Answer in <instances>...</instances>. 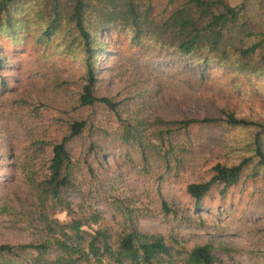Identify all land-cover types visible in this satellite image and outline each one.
Wrapping results in <instances>:
<instances>
[{"label":"rangeland","instance_id":"374dc122","mask_svg":"<svg viewBox=\"0 0 264 264\" xmlns=\"http://www.w3.org/2000/svg\"><path fill=\"white\" fill-rule=\"evenodd\" d=\"M151 3L157 15L173 7L167 0ZM101 39L107 47L96 61L93 93L117 102L116 111L79 104L87 83L79 58L31 34L0 38V244L47 242L44 258L52 259L66 239L60 226L70 233L65 224L79 220L85 236L107 233L113 250L131 229L162 236L169 252L155 264H185L203 244L212 245L216 264H264V171H244L224 193L213 186L197 209L185 191L188 183L209 179L215 163L236 161L251 132L220 121L186 128L158 123L221 118L224 109L264 121V75H238L218 63L202 73V63L173 50L133 46L112 31ZM74 121L84 126L66 142L69 215L42 193L41 183L52 145ZM36 256L15 249L0 255V264H35ZM81 264L133 263L102 255Z\"/></svg>","mask_w":264,"mask_h":264},{"label":"trees","instance_id":"16d2710c","mask_svg":"<svg viewBox=\"0 0 264 264\" xmlns=\"http://www.w3.org/2000/svg\"><path fill=\"white\" fill-rule=\"evenodd\" d=\"M167 5L173 7L168 11L165 8L166 14L157 15L151 0H0V38L14 41L21 35L31 34L37 43L54 45L66 55L79 58L84 63L87 80L79 94V104L98 103L111 111H116L119 104L106 96H96L92 88L96 61L107 47L101 36L107 31L128 38L133 46L173 50L188 60L202 63V73L212 68L211 63H218L238 75H264V0H167ZM3 64L0 56V68ZM222 115L213 119L158 120V123L182 128L220 121L229 128L251 132L236 161L217 162L211 167L209 179L186 185L185 191L193 199L195 209L213 186L220 185L224 193L238 183L244 171L250 169L252 175L264 171V121L237 118L225 109ZM83 126V121L72 122L69 133L52 145L49 174L41 183L42 193L69 215L72 210L64 198L72 185L66 142L79 135ZM162 208L166 213L171 211L165 202ZM65 225L70 233L64 231L65 226H60L66 239L59 240L61 254L52 259L44 258L50 248L47 242L0 244V255L11 256L15 249H33L38 252L35 264H81L90 257L100 259L102 255H109L119 263L127 259L133 264H155L158 255L169 252L162 236L136 229L121 236L113 250L104 231L85 236L79 220ZM216 261L212 245L203 244L188 252L185 264H216Z\"/></svg>","mask_w":264,"mask_h":264}]
</instances>
